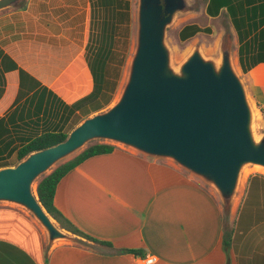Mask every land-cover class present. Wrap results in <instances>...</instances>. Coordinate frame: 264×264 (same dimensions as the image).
<instances>
[{
	"label": "crops",
	"instance_id": "crops-1",
	"mask_svg": "<svg viewBox=\"0 0 264 264\" xmlns=\"http://www.w3.org/2000/svg\"><path fill=\"white\" fill-rule=\"evenodd\" d=\"M89 4L23 0L0 12V49L27 74L22 80L16 70L5 74L0 162L10 161L13 148L30 137L65 131L78 117L62 126L59 101L48 92L84 50ZM231 27L232 58L238 65L237 35ZM262 28L251 37L258 55H264V36L258 37ZM242 76L256 107H264V62ZM245 174L226 219L212 188L175 163L116 147L76 167L59 182L54 196L55 208L73 227L110 245L64 230L72 240L48 244L44 235V246L38 227L0 209V264H145L149 258L154 264H264V173ZM228 232L232 239L241 237L231 247L223 244Z\"/></svg>",
	"mask_w": 264,
	"mask_h": 264
},
{
	"label": "water",
	"instance_id": "water-1",
	"mask_svg": "<svg viewBox=\"0 0 264 264\" xmlns=\"http://www.w3.org/2000/svg\"><path fill=\"white\" fill-rule=\"evenodd\" d=\"M22 1L0 0V12ZM190 11L187 0H138L135 47L117 100L84 119L63 142L0 169V204L24 209L48 244L72 238L41 206L37 184L89 142L171 161L211 187L225 210L244 169H264V133L253 132L254 112L234 69L232 37L222 39L218 62L194 48L178 69L171 66L166 30Z\"/></svg>",
	"mask_w": 264,
	"mask_h": 264
},
{
	"label": "trees",
	"instance_id": "trees-1",
	"mask_svg": "<svg viewBox=\"0 0 264 264\" xmlns=\"http://www.w3.org/2000/svg\"><path fill=\"white\" fill-rule=\"evenodd\" d=\"M205 13L217 17L222 10L226 11L237 35V59L242 74H247L258 63L264 62V55L253 52L252 36L261 27L258 37L264 36V0H206ZM263 5L258 18L259 6ZM132 24L130 0H90L86 28L85 47L78 58L59 77L49 92L56 98L60 115V124L64 126L73 115L82 120L89 115L105 109L112 101L122 75L125 56L116 59V47L119 38L125 31L127 36ZM201 33H209L195 24L185 25L178 33L180 43ZM18 71L20 80L27 74L19 69L0 49V98L4 93L5 74ZM21 89V88H20ZM20 98V90L15 103ZM264 116V107L257 105ZM56 107L54 106V111ZM67 133L60 128L45 131L30 137L22 145L13 148L9 157H15V163L0 162V169L13 167L29 154L55 146L67 138ZM116 146L107 143H94L87 146L72 159L56 166L37 184L36 193L41 206L59 227L77 237L99 245L109 246L106 242L95 240L73 227L54 206V196L59 182L84 161L97 156L111 154ZM233 233H225L223 244L231 247L241 237ZM134 255L138 252L131 251Z\"/></svg>",
	"mask_w": 264,
	"mask_h": 264
},
{
	"label": "rangeland",
	"instance_id": "rangeland-1",
	"mask_svg": "<svg viewBox=\"0 0 264 264\" xmlns=\"http://www.w3.org/2000/svg\"><path fill=\"white\" fill-rule=\"evenodd\" d=\"M191 11L188 12L187 14L184 15H179L177 16L173 23L168 26L166 30V35H165V43L170 51V62L172 68L175 70L178 69L180 64L184 61V59L190 54V52L194 48H199L202 55L205 58H212L216 62L219 61L220 55H219V47L222 39L225 36H228L232 34V27L230 23V19L226 16V14L223 12L222 14L218 15L217 17L211 18L207 16L205 13L207 1L206 0H187ZM137 3L138 0H131L130 1V8H131V13H132V24H131V29L130 32L127 36L126 32L124 31L122 35L119 38V42L116 47V59L120 61V59L125 56V62L122 68V75H121V80L118 86V89L111 101V103L107 106L109 107L111 104H113L119 94L120 90L123 87L127 74H128V65L130 58L133 54L134 47H135V32H136V23H135V13H136V8H137ZM190 24H195L199 28L203 30H209V33H201L196 35L195 37L189 39L185 43H180L178 40V33L182 27L185 25H190ZM234 51V50H233ZM233 65L234 69L238 75V77L242 80L243 82V76L238 68L237 61L236 59H233ZM247 99L251 105V108L254 112V121H253V132L256 137H259L262 133H264V116L261 115L259 110L257 109L255 103L251 99L247 89ZM106 107V108H107ZM105 108V109H106ZM103 109V110H105ZM95 114V113H94ZM91 114L88 117L94 115ZM83 120L78 116L75 118L74 121H72L71 125L64 131L65 133L69 134L71 127L74 128L75 124L81 123ZM76 125V126H77ZM75 126V127H76ZM72 128V129H73ZM94 143H104V142H99V141H92L89 142L83 149H80L76 154L68 158L67 160L59 163L58 165L72 159L76 155H78L80 152H82L87 146L94 144ZM116 147H122V146H117ZM124 148V147H122ZM126 149V148H124ZM10 162L12 164L15 163V157H12ZM57 165V166H58ZM253 171H259L261 173H264V169L259 168V167H246L243 171L245 175H247L250 172ZM244 175V176H245ZM208 188V186H207ZM215 195L216 193L210 189ZM217 197V195H216ZM218 198V197H217ZM220 200V199H219ZM0 209H8L14 211L17 216L28 220L31 222V224L35 227L39 228L38 229V234H39V240L42 242L44 246L45 244V234L42 228L38 225V223L22 208L14 206V205H9V204H0ZM224 210V209H223ZM229 211L224 210V216L227 219L229 217ZM229 227L227 226V230ZM43 233H42V231ZM45 235V236H44ZM78 241V240H77Z\"/></svg>",
	"mask_w": 264,
	"mask_h": 264
},
{
	"label": "built area",
	"instance_id": "built-area-1",
	"mask_svg": "<svg viewBox=\"0 0 264 264\" xmlns=\"http://www.w3.org/2000/svg\"><path fill=\"white\" fill-rule=\"evenodd\" d=\"M155 259L154 258H149L145 261V264H154L155 263Z\"/></svg>",
	"mask_w": 264,
	"mask_h": 264
},
{
	"label": "bare ground",
	"instance_id": "bare-ground-1",
	"mask_svg": "<svg viewBox=\"0 0 264 264\" xmlns=\"http://www.w3.org/2000/svg\"><path fill=\"white\" fill-rule=\"evenodd\" d=\"M259 168H261V167H259ZM263 169V168H262Z\"/></svg>",
	"mask_w": 264,
	"mask_h": 264
}]
</instances>
